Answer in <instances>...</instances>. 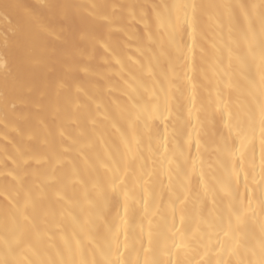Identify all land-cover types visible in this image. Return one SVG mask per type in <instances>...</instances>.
Returning a JSON list of instances; mask_svg holds the SVG:
<instances>
[{
	"label": "bare ground",
	"instance_id": "bare-ground-1",
	"mask_svg": "<svg viewBox=\"0 0 264 264\" xmlns=\"http://www.w3.org/2000/svg\"><path fill=\"white\" fill-rule=\"evenodd\" d=\"M262 105L264 0H0V264H264Z\"/></svg>",
	"mask_w": 264,
	"mask_h": 264
},
{
	"label": "snow or ice",
	"instance_id": "snow-or-ice-1",
	"mask_svg": "<svg viewBox=\"0 0 264 264\" xmlns=\"http://www.w3.org/2000/svg\"><path fill=\"white\" fill-rule=\"evenodd\" d=\"M20 7V5H5V7ZM260 116H261V124L264 125V105L261 106V112H260ZM237 223H240L242 220V217L240 215H237L236 217Z\"/></svg>",
	"mask_w": 264,
	"mask_h": 264
}]
</instances>
